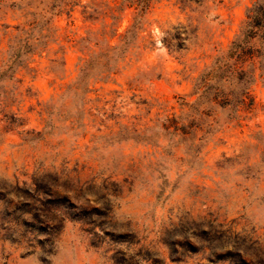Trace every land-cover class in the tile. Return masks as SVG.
I'll use <instances>...</instances> for the list:
<instances>
[{
  "label": "rangeland",
  "instance_id": "374dc122",
  "mask_svg": "<svg viewBox=\"0 0 264 264\" xmlns=\"http://www.w3.org/2000/svg\"><path fill=\"white\" fill-rule=\"evenodd\" d=\"M31 1L0 0V264H264V74L193 95L258 0H155L125 52L133 8Z\"/></svg>",
  "mask_w": 264,
  "mask_h": 264
},
{
  "label": "trees",
  "instance_id": "16d2710c",
  "mask_svg": "<svg viewBox=\"0 0 264 264\" xmlns=\"http://www.w3.org/2000/svg\"><path fill=\"white\" fill-rule=\"evenodd\" d=\"M117 1V0H114ZM120 6L133 8L135 10L133 22L130 28L121 36V45L112 48V51L125 52L129 44L137 40L142 24L143 14L147 13L155 0H118ZM27 5V9L37 10L40 6L45 8L44 14H33L44 16L46 14L61 13L67 9L71 2L68 0H33ZM70 12V11H69ZM31 15V14H30ZM115 19V16H111ZM182 43L168 44L169 51H178ZM114 55V54H113ZM90 66V62H85L81 66L84 72ZM264 74V0H258L246 11L239 34L230 43L228 49L223 52L213 65L205 71L194 85L193 95L198 99L207 93H212L215 99H220V107L233 108L245 105L248 97V89L255 82L256 71ZM213 82L220 85L213 88ZM229 82L236 85L235 90H230L225 86ZM228 89V90H227ZM242 263V262H240ZM244 264H246L243 261Z\"/></svg>",
  "mask_w": 264,
  "mask_h": 264
}]
</instances>
